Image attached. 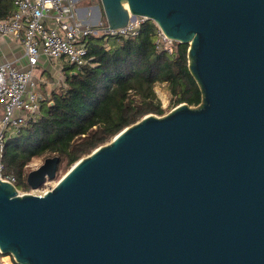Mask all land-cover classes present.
Listing matches in <instances>:
<instances>
[{
    "label": "water",
    "instance_id": "obj_1",
    "mask_svg": "<svg viewBox=\"0 0 264 264\" xmlns=\"http://www.w3.org/2000/svg\"><path fill=\"white\" fill-rule=\"evenodd\" d=\"M101 3L110 28L144 15L188 43L202 102L143 116L42 195L0 179V252L17 264H264V0ZM59 163L31 170V188Z\"/></svg>",
    "mask_w": 264,
    "mask_h": 264
},
{
    "label": "trees",
    "instance_id": "obj_2",
    "mask_svg": "<svg viewBox=\"0 0 264 264\" xmlns=\"http://www.w3.org/2000/svg\"><path fill=\"white\" fill-rule=\"evenodd\" d=\"M13 6V0H0V19L9 16ZM156 31V23L148 20L136 37L90 36V63L82 69L68 65L65 87L53 91L42 102L37 121L4 145L5 172L15 174L19 190L31 189L27 175L34 157L57 155L59 169L66 170L143 116L165 114L155 91L157 82L168 84L173 108L202 102L189 68V44L176 41L169 55L156 48Z\"/></svg>",
    "mask_w": 264,
    "mask_h": 264
},
{
    "label": "built area",
    "instance_id": "obj_3",
    "mask_svg": "<svg viewBox=\"0 0 264 264\" xmlns=\"http://www.w3.org/2000/svg\"><path fill=\"white\" fill-rule=\"evenodd\" d=\"M14 4L15 10L0 19V37L10 35L21 41L29 67L20 68L11 61L0 62V179L16 185L15 174L5 172L4 145L9 137L40 116L42 102L47 98L33 80V70L41 57L50 61L65 60L82 69L92 58L90 36L136 37L142 25L153 19L132 16L125 26L110 28L106 18L95 23L81 19L74 0H14ZM156 25V48L174 54L176 41Z\"/></svg>",
    "mask_w": 264,
    "mask_h": 264
},
{
    "label": "crops",
    "instance_id": "obj_4",
    "mask_svg": "<svg viewBox=\"0 0 264 264\" xmlns=\"http://www.w3.org/2000/svg\"><path fill=\"white\" fill-rule=\"evenodd\" d=\"M74 2L79 17L81 19L95 23L100 18H103L104 11L102 7V3L100 4V0H74ZM13 5H14L13 6V11H14L16 8L14 4V0H13ZM2 61L14 62L20 68L29 67L28 60L25 55L24 47L19 39L10 35L0 37V62ZM68 65H70V63L65 60L50 61L45 57H41L39 63L34 67L33 80L37 84L38 83L37 81L41 76H42L41 79L42 78L46 79L47 78L46 76L53 74L54 75L60 74L62 77H64V83H63L64 85L62 87L64 88L66 72H67L66 68ZM49 92H51V90H49Z\"/></svg>",
    "mask_w": 264,
    "mask_h": 264
},
{
    "label": "rangeland",
    "instance_id": "obj_5",
    "mask_svg": "<svg viewBox=\"0 0 264 264\" xmlns=\"http://www.w3.org/2000/svg\"><path fill=\"white\" fill-rule=\"evenodd\" d=\"M100 4H101V0H100ZM103 18H105V17L103 16ZM107 45H109V44H106V48H107ZM56 73H58V72H56ZM41 77L38 79L37 84H38L39 90H40V92L44 98L49 99L51 97V95H52L51 93L53 91H55V90L60 91V89H62V87L64 85L63 84L64 83V77H62L60 74H55V75L53 74V75L46 76L47 77L46 79H44V78L41 79ZM49 90H51V92H49ZM155 91H156L158 98L161 100L163 107L166 110L165 114L169 113L173 109V107H172V98L173 97H172V94L170 92L168 84L165 82H157L155 85ZM47 157H49V156L34 157L31 160V162L29 163V168L31 170L36 169L37 167H39L44 162L45 158H47ZM70 167H68L66 170L59 169L56 177L52 180L48 179L46 181V183H44L41 187H38L35 189L31 188L27 191L26 190H20V191L22 193H23V191H26L28 193L38 194V193H41L43 191L49 190L69 170ZM5 256H8L9 259L12 261V263L16 264L12 255H10V254L4 255L2 253L0 254L1 264H4L3 262H4Z\"/></svg>",
    "mask_w": 264,
    "mask_h": 264
},
{
    "label": "bare ground",
    "instance_id": "obj_6",
    "mask_svg": "<svg viewBox=\"0 0 264 264\" xmlns=\"http://www.w3.org/2000/svg\"><path fill=\"white\" fill-rule=\"evenodd\" d=\"M42 194L45 193V191L41 192ZM41 193H38V195H42ZM4 264H13L12 261L9 259L8 256L4 257Z\"/></svg>",
    "mask_w": 264,
    "mask_h": 264
}]
</instances>
